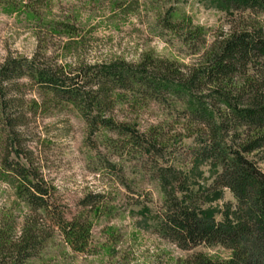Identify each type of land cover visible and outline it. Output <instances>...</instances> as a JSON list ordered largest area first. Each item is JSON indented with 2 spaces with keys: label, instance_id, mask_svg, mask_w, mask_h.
Masks as SVG:
<instances>
[{
  "label": "trees",
  "instance_id": "obj_1",
  "mask_svg": "<svg viewBox=\"0 0 264 264\" xmlns=\"http://www.w3.org/2000/svg\"><path fill=\"white\" fill-rule=\"evenodd\" d=\"M21 1L42 22L40 30L76 34L68 21H42L48 0ZM148 1L157 6L172 2ZM200 1L225 10L231 18L227 30L210 35L172 3L155 14L154 25L193 55L187 63L150 53L137 61L101 64L83 59L58 63L38 52L30 58L7 55L0 61V182L28 212L16 239L0 232V264H28L54 232L72 250H80L89 235L90 213L100 208V195H94L80 201L77 213L67 211L58 201L56 187L34 162L32 150L18 141L29 112L40 107L35 99L25 98L23 79L38 88L41 107L70 104L91 134L117 135L103 138L106 147L120 154L150 152L155 145L143 141L146 134L136 124L116 118L119 107L155 102L181 113L187 127L203 137L200 155L217 171L204 190H187L174 200L172 210L157 224L158 234L183 250L204 245L229 251L226 257L196 251L177 264H264V171L252 157L264 161V0ZM68 44L77 49L82 42L73 37ZM223 189L229 190L234 203L225 205L218 221L199 205Z\"/></svg>",
  "mask_w": 264,
  "mask_h": 264
},
{
  "label": "rangeland",
  "instance_id": "obj_2",
  "mask_svg": "<svg viewBox=\"0 0 264 264\" xmlns=\"http://www.w3.org/2000/svg\"><path fill=\"white\" fill-rule=\"evenodd\" d=\"M194 24L208 29L210 35L228 28L230 16L216 3L200 0H172ZM170 3V4H171ZM168 4L148 0H48L42 8V21H68L76 34L40 30L38 21L21 0H0V61L7 55L30 58L45 53L52 61L73 64L80 59L101 64L113 59L137 61L144 53L187 63L193 55L182 43L157 28L155 14ZM51 33V34H50ZM74 37L82 42L69 48ZM76 45V46H77ZM26 99H35L40 107L28 114L19 128L18 141L32 150L34 162L45 179L57 189L58 201L71 214L80 201L98 197V211L90 213V231L85 245L72 250L54 232L28 264H177L188 254L203 251L226 257L223 247L204 245L183 250L158 234L156 227L187 190H204L217 171L200 155L199 136L187 127L181 113L169 112L165 105L148 102L143 106H121L118 120L136 124L152 141L155 150L119 151L105 146L104 136L91 134L78 110L70 104L41 107L38 88L23 79ZM24 108L29 104L22 103ZM154 140V141H153ZM264 171V161L254 154ZM229 190L200 203L201 211L222 219L226 204H233ZM88 207V206H87ZM89 208V207H88ZM26 209L0 182V232L8 239L21 233Z\"/></svg>",
  "mask_w": 264,
  "mask_h": 264
}]
</instances>
